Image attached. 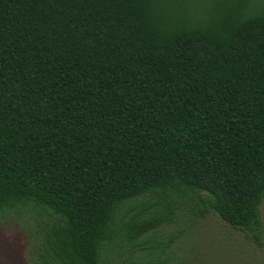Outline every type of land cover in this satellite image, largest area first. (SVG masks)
Wrapping results in <instances>:
<instances>
[{
	"label": "trees",
	"instance_id": "1",
	"mask_svg": "<svg viewBox=\"0 0 264 264\" xmlns=\"http://www.w3.org/2000/svg\"><path fill=\"white\" fill-rule=\"evenodd\" d=\"M263 200L264 0H0V219L30 264H160L186 209L260 245Z\"/></svg>",
	"mask_w": 264,
	"mask_h": 264
},
{
	"label": "rangeland",
	"instance_id": "2",
	"mask_svg": "<svg viewBox=\"0 0 264 264\" xmlns=\"http://www.w3.org/2000/svg\"><path fill=\"white\" fill-rule=\"evenodd\" d=\"M260 211L264 228V200ZM196 212L186 209L176 213L174 222L159 230L165 240L173 236L170 246L159 256L160 264H264V235L259 245L217 214L210 212L200 216ZM15 219H0V264H30L28 232L22 220ZM122 257L130 262H146L142 250H124Z\"/></svg>",
	"mask_w": 264,
	"mask_h": 264
}]
</instances>
